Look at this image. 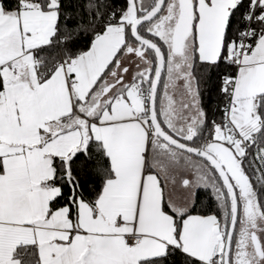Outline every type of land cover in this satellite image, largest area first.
Returning a JSON list of instances; mask_svg holds the SVG:
<instances>
[{
	"label": "snow or ice",
	"instance_id": "1",
	"mask_svg": "<svg viewBox=\"0 0 264 264\" xmlns=\"http://www.w3.org/2000/svg\"><path fill=\"white\" fill-rule=\"evenodd\" d=\"M0 264H264V0H0Z\"/></svg>",
	"mask_w": 264,
	"mask_h": 264
},
{
	"label": "trees",
	"instance_id": "2",
	"mask_svg": "<svg viewBox=\"0 0 264 264\" xmlns=\"http://www.w3.org/2000/svg\"><path fill=\"white\" fill-rule=\"evenodd\" d=\"M120 2L121 0H117V3H120ZM214 102H215V90L213 89L211 95L207 97V103L205 105L208 108L209 119H212L214 115L216 116V118H218V114L213 113ZM204 198H205L204 194L201 193L200 199L204 200Z\"/></svg>",
	"mask_w": 264,
	"mask_h": 264
}]
</instances>
